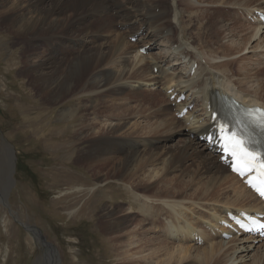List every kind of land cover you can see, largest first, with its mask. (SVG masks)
<instances>
[{"label":"bare ground","instance_id":"6f19581e","mask_svg":"<svg viewBox=\"0 0 264 264\" xmlns=\"http://www.w3.org/2000/svg\"><path fill=\"white\" fill-rule=\"evenodd\" d=\"M180 1L181 5L191 9L186 12L192 19L201 21L202 28L205 25L203 23L208 20V14L205 13L208 10L198 9L186 0ZM240 1L242 0H222L221 4L225 6L234 2L229 5L251 7L245 4H250L253 0H244L245 4L239 3ZM167 2L168 0H0V25L18 39L36 38L29 44L35 52L33 58L40 59L27 68V73L36 75L40 97L49 104L66 100L78 101L79 108L73 110L71 116L75 128L72 129V138L81 137L80 140L87 142L78 156L80 165L88 166L92 171L94 168L102 171L109 169L111 176L98 174L95 176L96 181L104 188H110L111 183L116 186L119 183L135 198L133 203L141 207L140 212H136L131 205L123 203L114 209L104 210L105 220L100 222V229L103 234L108 232L104 238L113 243L119 264H264V246L258 247L255 256H250L256 247L255 239L234 237L225 242L219 234L214 233L219 227V220L227 212L264 211V204L219 162L213 150L199 140V136L204 134V127H209L211 117V113L205 110L204 101L213 104L217 98L234 96L244 104L264 107V94L260 90L261 83L264 82V29L255 23H248L251 27H248L247 35L250 37L245 40L238 39L240 33L238 36L233 31L228 33L237 40L232 39L231 43L225 44L228 48L226 51L234 48L235 54L242 53L238 57L227 58L225 54L216 56L215 53L207 56L195 46L196 41L201 38L200 31H194L197 40L188 38L186 35H190L191 24L183 22L177 5L172 3L173 5L166 7ZM248 9L250 10L246 11L249 15L263 8ZM156 10H159L158 13ZM171 16L180 24L179 35H175L177 30L172 27ZM121 19L128 25L137 22L140 25L128 30L125 28L126 31H115L113 23L116 20L122 21ZM95 23L98 24L96 30ZM153 25L157 27L155 36L164 37L168 44L174 41L169 49L177 44L176 50L170 53L167 51L175 62L173 70L168 69L170 66L163 67V63L159 62L163 59L158 58L159 56L152 58L140 52V48L145 45H154V39H151L154 34ZM111 27L116 32V38L108 44L100 43V38L105 39L101 35L107 34ZM144 27L149 31L148 39L147 33L138 39V42L143 40L144 44H131L128 38L134 37ZM164 30L168 34H164ZM54 37L61 39L56 43ZM42 42L46 43L45 50L41 48ZM255 42L256 46L250 45ZM76 46L79 47L75 48ZM248 50L259 54L256 69L245 61L247 58H242ZM236 61L238 68H235L238 72L233 74L232 67L237 66L234 63ZM195 63L198 68L191 75L190 71ZM178 65L187 68V73L181 71L186 81H181V76L177 77L178 71L174 66ZM156 68L157 74H154ZM159 76L165 77L163 89L166 95L173 88L179 95L186 91L190 101L196 104L197 112L192 111L179 119L172 114L179 113L188 101L173 108L178 97L171 101L168 95V100H165L164 96L161 99L159 92L155 93L154 90L142 93L146 89H136L148 83L158 87ZM138 96L147 97L137 99ZM86 97L101 100L103 107L86 104L81 106ZM132 101L136 103V107L127 106ZM90 109L93 112L105 109L104 116L108 118L104 119L106 122L94 123L93 119H88ZM144 109L151 111L146 117L159 115L163 119L156 117V121L149 123L133 121L134 116L142 117L143 114L140 113ZM84 111L85 117H81ZM109 117L116 118L117 124L109 122ZM82 119L90 121L82 124ZM75 120L78 123L75 124ZM183 121L186 123L185 129H188L183 133L187 138H182L174 146H158L160 143L153 137H159L163 131L174 135L171 131L178 129L177 126H181ZM61 124L58 126H64L62 122ZM42 128L36 130L39 140L55 143L51 134L54 127ZM91 138L97 142L96 148L94 142L92 146L89 144ZM69 140L70 138H65L63 144L72 145L75 139ZM67 148L73 150L71 146ZM117 158L118 162L112 165ZM187 175L190 180L184 179ZM153 187H157V190H153ZM0 191L2 197L4 190ZM165 191L173 194L165 195ZM182 193L184 195H179ZM198 211L201 212L199 217L195 216ZM192 217H195L194 223ZM210 217L212 221L204 224L207 231H213V236L206 239L204 245L211 244L201 247L195 237L197 240L201 238L203 243V237H208V232L202 231L198 224L195 226V222ZM163 218L172 221L165 223ZM152 233H158V236ZM54 256L56 257V252L53 253V258Z\"/></svg>","mask_w":264,"mask_h":264},{"label":"rangeland","instance_id":"374dc122","mask_svg":"<svg viewBox=\"0 0 264 264\" xmlns=\"http://www.w3.org/2000/svg\"><path fill=\"white\" fill-rule=\"evenodd\" d=\"M221 1L222 0H186L187 3L193 4L198 9L205 8L208 10L205 13L208 14V20L211 24L207 20L206 23H203L205 25L202 28L201 21L192 19V16L188 15L191 9H187L186 5H181L180 0H168L166 7H168L169 4L177 5V10L183 17V22L188 25L191 24L193 29L191 28L192 32L190 31V35H186L188 38L191 37L190 39H196L194 31H200L201 38L198 40L196 39L197 43L195 46H198L205 55L208 56L211 55V53H215L216 56H224L225 54L227 58H231L232 56L238 57L242 53L235 54L234 48L226 51L228 48L225 44L228 42L231 43L232 39L237 40V38H234L231 34L228 35V33L233 31V34H237V36L240 33L241 35L238 36L240 40H245L250 37L247 35V32L249 31L248 27H251V25H248L245 16L241 15L240 12L244 8L262 7L264 9V0H256L258 2L253 0L250 4H245L244 0L239 2H243L248 6L251 5V7L229 5L234 2L227 5L225 4L224 6V4H221ZM187 10L188 12H186ZM158 11L159 10H156L157 13ZM245 12L247 11L245 10ZM246 15H248V13ZM121 20L122 21L116 20V23H113L114 26L112 27L115 31L125 30V28L128 30L135 27V25L136 27L140 25V22H137L135 24H129V26L123 19ZM191 20H193L192 23L194 24L190 22ZM170 21L174 22H172V27L177 30H175V35H177V33L179 35L181 31L180 24L178 25L172 16L170 17ZM97 26L98 24L95 23L94 30H96L95 27ZM154 26L155 25L152 26L153 30L151 29L152 32H154V34L151 35V39H154V45L147 44L148 52L145 55L151 56L152 58H157L159 56L158 58L163 59L159 61L163 63V67L170 66L171 68L168 67V69L173 70L172 65H174L175 62L174 59L169 56V53L170 51L176 50L177 44L169 49V46L174 41L168 44L164 37L161 36L158 38L155 36V29L157 27L155 28ZM222 26L225 27L222 28ZM111 28L108 30L107 34L104 33L101 35L107 42L100 38V43L108 44L116 38V32ZM116 28H118V30ZM186 29L187 27L183 29V32H185ZM140 32L142 33L139 35ZM163 32L164 34L166 32V34H168L167 30ZM109 33L113 35L111 34V36ZM146 34L148 39L149 31L144 27V30L141 29L137 31L135 35H139L137 37V39H139ZM35 36L37 37V35ZM130 37L128 40L131 44H144L142 43L143 40L133 42L130 40ZM35 39L33 38V40ZM59 39L61 38L54 37L56 43L59 42ZM33 40H29L28 38L18 39L15 34L11 35V33H7L5 28L0 25V189L2 191L4 190V194L0 197V264H119L120 260L115 257L117 253L113 250L114 245L107 238H104L107 237L108 232H104L103 234L100 229V222L105 220L103 215L104 212L107 211L106 209H114L119 205L121 206L123 203L131 205L136 212H140L141 207L139 204L133 203L135 198L130 194V191L124 189L119 183H117V186L111 183L110 188H104L96 181L95 176L98 174L111 176L109 169L102 171L94 168V171H92L88 166L83 167L78 162L79 153L85 148V143H87L86 141L83 142L80 140L81 137H76L74 138L75 140L72 138V129L75 128L73 127L74 124H72L71 116H73L72 111L79 108V106H77L78 101L69 102L70 100H66L49 104L42 96L40 97V93L37 92L39 86L35 78L36 75L27 73V68L40 59L33 58L35 57V52L29 44L33 42ZM45 44V42L40 44L42 46L41 48L44 50L46 49ZM250 45L256 46V42L250 43ZM78 47L79 46H76L75 48ZM167 51H169L168 54ZM245 52L247 53L244 54L242 58H247L245 61L252 64L253 68H257L256 65L258 63L259 54H256L257 52L252 50ZM129 59L131 60V57ZM205 62L204 60V65ZM234 63H237V66L234 65L232 67L233 74L238 72L236 69L238 68V61ZM174 67L178 71V73H176L177 77L181 76V81H186L181 71L185 74L187 73V68L179 65ZM154 74H157L155 70ZM164 76L166 77L167 75ZM165 77H158L160 82L159 86L156 88L154 85L148 83L147 85L142 84L140 88L138 86L136 89H141L142 91L146 89L144 92L141 91L142 93L154 90L155 93L159 92L158 94L161 99L162 96H164L165 100H168L169 97L165 94V90L163 89V83L165 82L163 79ZM180 83L182 84V82ZM135 87H137V85ZM260 90L264 94V82L261 83ZM146 97L147 96H138L137 99H144ZM129 103L127 105L128 107H136L134 101ZM84 104L87 106L96 105L98 107H103L101 100L95 97H86L81 106ZM172 107L175 108V106ZM149 109L150 107L148 110ZM92 110L93 109H90L88 112V119H93L94 123L98 121L104 123V119H108L104 116L106 114L104 113L105 109H98L96 112ZM148 110L146 111L144 109L143 112L140 113L144 115H142V117L141 115L134 116L133 121L138 123L146 121L145 123H149L156 121V117L160 118V120L163 119L162 116L159 117V115L155 117H146V115L151 112H148ZM84 113L85 111L81 114V117H85ZM109 113L110 112H108V114ZM172 115L176 116V113L174 114L173 112ZM88 119H82L81 123L88 124L90 121ZM61 122L64 126H58ZM109 122L117 124L118 121L116 118H110ZM76 123H78L77 120H75V124ZM50 126L54 127V131L51 132V134L54 136L55 143L39 140L40 136L36 130L42 127H47L49 129ZM177 127L178 129L171 131L175 133L174 135H169L168 131H163V134L159 137H153V139L160 143L158 146H174L178 144L182 138H187V135L183 134L188 130L185 129L186 123L183 121V124ZM166 133H168V135H166ZM65 138L66 140L70 138L69 141L74 140V143L72 145L70 143L64 145L63 141ZM88 142L92 146L94 141H92L91 138ZM96 144L97 142L94 144V148H96ZM67 146H71L73 150H69L70 147L67 148ZM116 162H118V158L112 165ZM188 177V175L184 176V179L190 180ZM205 179L207 180V178ZM205 179L204 181H206ZM4 186L5 189H2ZM156 188L157 187H153V190H157ZM167 193L173 194L169 193V191H165L164 194L166 195ZM179 195H184V193ZM195 214V216H201V212L199 211ZM145 215L150 217L149 214ZM186 218L189 219V216H186ZM194 218L195 217H192L193 223ZM210 218L196 220L195 226L199 225L202 231H207L204 222L212 221V218ZM165 219L166 218H163L165 223H170L172 221ZM25 227L29 228L30 231L26 230ZM34 229L38 230L46 242L51 246H43L40 238L35 236ZM151 229L153 230V228ZM207 232L208 237H203V243L201 245L198 244L201 247L211 244L204 245L205 240L213 236V231L208 230ZM153 235L158 236V233H154ZM180 244L185 243L180 242ZM255 246L250 256H255L258 247L264 246V243H261V245L255 244ZM53 249L56 251V257L54 256L55 259L53 258V253H55ZM50 254H52V256Z\"/></svg>","mask_w":264,"mask_h":264},{"label":"snow or ice","instance_id":"6c2138e0","mask_svg":"<svg viewBox=\"0 0 264 264\" xmlns=\"http://www.w3.org/2000/svg\"><path fill=\"white\" fill-rule=\"evenodd\" d=\"M251 116L260 127L264 128V109L252 110ZM220 132L222 148L233 158V171L241 175L256 172L257 176L248 183L264 197V155L251 150L247 141L237 133L228 132L223 126Z\"/></svg>","mask_w":264,"mask_h":264},{"label":"water","instance_id":"95a60500","mask_svg":"<svg viewBox=\"0 0 264 264\" xmlns=\"http://www.w3.org/2000/svg\"><path fill=\"white\" fill-rule=\"evenodd\" d=\"M35 230V229H34ZM35 236H37L38 238H40L41 242L43 243V246L46 247V245L48 246H51L49 245L46 240L42 237V235L40 234V232L38 230H35ZM56 252V251H55Z\"/></svg>","mask_w":264,"mask_h":264}]
</instances>
